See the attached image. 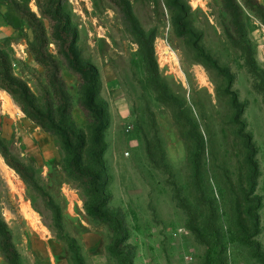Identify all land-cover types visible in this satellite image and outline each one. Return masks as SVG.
Returning <instances> with one entry per match:
<instances>
[{"label": "rangeland", "instance_id": "rangeland-1", "mask_svg": "<svg viewBox=\"0 0 264 264\" xmlns=\"http://www.w3.org/2000/svg\"><path fill=\"white\" fill-rule=\"evenodd\" d=\"M128 1L140 27L156 31L161 80L204 140L202 174L219 240L204 230V243L197 239L185 211L177 206L174 190L197 226L207 222L192 186L188 129L148 86L138 46L117 7L111 0H64L62 14L75 34L74 47L80 59L99 72L97 103L108 122L103 162L109 201L101 213L93 209L87 189L70 175V156L61 138L47 128L48 120L26 115L27 104L0 87V220L10 232L19 264H119L112 251L115 223L102 213L121 222L124 246L133 251L134 264H264V98L253 88L262 80L253 81L242 54L229 43L222 0L180 1L189 7V21L202 36V47L233 76L230 87L224 75L198 62L187 49L174 25L173 0ZM258 1L264 6V0ZM243 21L264 78V23L244 7ZM59 24L54 0H0V49L9 59L12 77L26 86L33 107L45 118L50 110L68 106L69 123L91 138L96 119L84 107L87 82L62 52ZM35 30H41L38 40ZM234 98L242 106L241 125L235 124ZM241 129L252 139L259 170L255 197L260 201V231L247 243L241 241L235 212L247 156L237 139ZM155 138L160 140L165 171L147 155L150 143L155 161H161ZM3 150L12 163L34 173L38 189L7 162ZM50 201L59 209L62 234L74 242V250L59 238ZM10 259L0 235V264H10Z\"/></svg>", "mask_w": 264, "mask_h": 264}, {"label": "trees", "instance_id": "trees-1", "mask_svg": "<svg viewBox=\"0 0 264 264\" xmlns=\"http://www.w3.org/2000/svg\"><path fill=\"white\" fill-rule=\"evenodd\" d=\"M117 7L120 16L130 34L134 38L138 46V54L142 63L146 82L148 86L156 94V99L162 105L172 110L174 118L183 128H187L185 138L192 146L191 165H192V186L195 193V200L198 208H203L206 211L207 222L203 227L197 226L196 219L191 210L184 203L177 190H174V199L177 206L185 211L188 218L189 230L199 239L202 243L204 240L201 236V230L208 233L211 238L219 240L218 234L214 227L215 209L213 202L208 201L205 192L204 178L202 174L203 159L205 154V143L203 138H200L190 120L186 117L184 108L181 102L170 92L168 86L161 80L158 62L156 59L155 41L156 31H144L137 19L135 18L131 5L128 0H111ZM54 4L58 9V20L60 22L58 29V38L61 41L62 52L66 59L69 61L73 70L81 74L86 82L87 87L84 95V107L89 110L95 117L96 123L90 129L89 135L91 138H86V135L79 132L76 127L72 126L68 121L67 113L68 106H60L56 110H50V114L45 118L44 114L35 109L32 104V99L29 96L26 86L20 82H16L11 74V65L7 55L0 49V87L7 90L11 95L16 97L20 103L24 102L25 113L28 116H34L39 121L47 119V128L56 133L62 140L65 150L70 156V175L76 177L80 182L81 187L87 189L86 197L93 200V209L101 213L102 209L108 204L109 198L106 195V187L108 179L105 175V167L103 156L106 152V145L103 141V135L108 127V122L105 116L104 109L97 103L100 94V79L98 69L88 63L83 62L77 50L75 49V34L69 27L68 18L62 14L64 0H54ZM223 9L229 19L226 28V37L232 47L239 50L244 59L245 68L253 79L254 82L262 80V84L255 83L254 90L264 98V78L259 70L256 54L253 46L248 41L245 23L243 21V7L249 12L253 13L264 23V6L258 0H222ZM172 7L174 10V25L180 38L184 41L187 49L195 55L198 62H201L210 70H214L221 75H224L228 80V86H232L233 76L229 71L221 68L213 57L205 51L202 47V36L196 33L189 21L190 10L189 7L180 0H173ZM14 29L17 26L11 23ZM36 31V40L41 32ZM42 55L39 54V57ZM233 109L235 110V124L241 125L239 122L242 116V106L238 104L237 99H233ZM44 123V122H43ZM243 129V124H242ZM240 130V134L244 130ZM237 138L241 141L243 149L246 151V159L244 161L245 177L240 187V192L237 195V203L235 212L239 219V228L241 229V241L247 243L252 237L259 234V218L257 211L260 208V201L255 197L257 187V180L259 176L258 164L255 160L256 153L252 144V139L248 138L245 134L239 135ZM154 150L160 155L161 161H155V156L152 151L151 144H147V155L151 163L158 169L165 171L166 164L164 161V154L161 150L160 140L155 138ZM0 148L1 142H0ZM3 154L6 152L3 150ZM7 157V162L15 168L17 173L34 188H37V182L34 179V173L22 164L12 163L10 158ZM47 197V195H45ZM50 205L57 213V224L59 238L66 241L71 249L74 250V242L62 234L61 227V214L59 209ZM245 216V219H244ZM102 217H106L115 223L116 238L113 244V254L119 259V264H134V253L131 249H126L124 246L125 235L122 229L121 222L116 219L107 217L102 213ZM248 218V219H247ZM243 219L245 221H243ZM253 230L252 234L249 233ZM0 235L2 247L6 254L11 257L10 264H19V256L12 243V237L7 230L6 225L0 220ZM260 246H256L257 252L260 251ZM77 255V252H75ZM77 262L79 257L77 256ZM80 264L81 261H80Z\"/></svg>", "mask_w": 264, "mask_h": 264}]
</instances>
